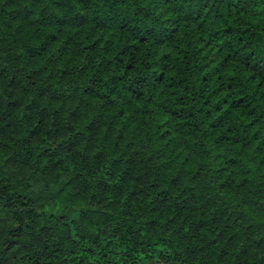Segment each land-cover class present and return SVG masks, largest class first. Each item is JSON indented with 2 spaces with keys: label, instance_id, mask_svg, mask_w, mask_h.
<instances>
[{
  "label": "trees",
  "instance_id": "obj_1",
  "mask_svg": "<svg viewBox=\"0 0 264 264\" xmlns=\"http://www.w3.org/2000/svg\"><path fill=\"white\" fill-rule=\"evenodd\" d=\"M264 264V0H0V264Z\"/></svg>",
  "mask_w": 264,
  "mask_h": 264
},
{
  "label": "rangeland",
  "instance_id": "obj_2",
  "mask_svg": "<svg viewBox=\"0 0 264 264\" xmlns=\"http://www.w3.org/2000/svg\"><path fill=\"white\" fill-rule=\"evenodd\" d=\"M150 264H163V263H155V262H151Z\"/></svg>",
  "mask_w": 264,
  "mask_h": 264
}]
</instances>
